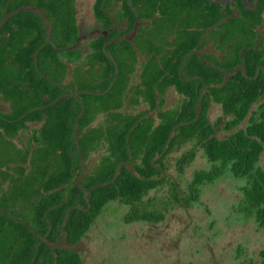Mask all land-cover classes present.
<instances>
[{
    "label": "trees",
    "instance_id": "1",
    "mask_svg": "<svg viewBox=\"0 0 264 264\" xmlns=\"http://www.w3.org/2000/svg\"><path fill=\"white\" fill-rule=\"evenodd\" d=\"M248 1L253 8L244 0H96L94 15L106 28L114 15L128 30L146 23L134 44L111 42L128 33L117 29L94 40L87 65L99 63L101 76L79 73L69 94L63 57L81 58L69 49L80 36L76 0H0V96L11 104L10 113L0 112V264H83L78 251L60 245L81 242L111 202L128 207L126 223L159 222L175 205L199 202L203 187L226 174L245 180L235 212L264 228V47L257 44L264 0ZM209 40L223 58L200 54ZM137 50L147 60L132 87ZM169 87L184 100L156 119L120 111L129 92L155 110ZM213 104L223 111L216 124ZM101 113L106 124L90 127ZM34 121L42 126L30 145L17 146L11 138ZM189 144L179 171L199 151L209 167L194 173L186 191L171 184V195L156 201L151 192L169 185L167 157ZM101 146L106 155L81 177Z\"/></svg>",
    "mask_w": 264,
    "mask_h": 264
},
{
    "label": "rangeland",
    "instance_id": "2",
    "mask_svg": "<svg viewBox=\"0 0 264 264\" xmlns=\"http://www.w3.org/2000/svg\"><path fill=\"white\" fill-rule=\"evenodd\" d=\"M95 1L76 0L82 34L99 28L94 15ZM120 6V2H113L112 13L117 14ZM258 30L257 44L264 47V21ZM89 46L88 41L80 44L84 53ZM200 53L214 54L218 58L225 55L214 41L207 42ZM143 62L141 55L131 80L132 87L138 84V73ZM76 71L77 63L73 62L65 77L66 82L75 78ZM183 100V95L172 87L159 99V110L179 107ZM10 111L9 101L0 96V112ZM121 111L155 116L158 110L151 111L149 104L140 99L138 102L131 100ZM209 115L213 123H218L223 117L221 106L213 104ZM107 119L108 116L101 113L89 126L98 128L105 125ZM38 127L29 123L27 129L11 140L25 148L30 145L34 129ZM225 134V131L220 132L221 136ZM191 146L189 144L167 157L163 175L169 185L151 192V197H155L156 201L171 195V184H175L180 191H186L194 173L209 167L204 153L199 151L197 158L182 173L179 171L178 160ZM105 155L103 146L93 150L84 161L81 177L91 173ZM244 184V179L226 174L215 183L203 187L199 202L190 207L175 205L159 222L126 223L124 216L128 207L117 201L111 202L82 241L73 248L81 254L83 264H259V252L264 248V228L255 219L243 218L235 212V206L242 196L240 187Z\"/></svg>",
    "mask_w": 264,
    "mask_h": 264
},
{
    "label": "flooded vegetation",
    "instance_id": "3",
    "mask_svg": "<svg viewBox=\"0 0 264 264\" xmlns=\"http://www.w3.org/2000/svg\"><path fill=\"white\" fill-rule=\"evenodd\" d=\"M118 2V1H117ZM96 18V17H95ZM96 20H97V18H96ZM97 22L99 23V28H96V29H93V30H91V31H89V32H87V33H85V34H82V32H81V29H80V36H82V39L80 40V42H79V44H78V46L76 47V49H78L79 50V53L81 54V58H79V59H75V60H71L70 58H68V57H63V59H64V61L66 62V64H67V68H68V72L70 71V67H71V63H77V68L79 69V67H82V69L83 70H81V72L78 70V71H76L75 72V74H74V76H75V78L73 79V80H71V81H68V82H66V79H65V81L63 80V82L61 83V85H64V89L67 91V92H69V94H72L73 93V90L70 88V87H68L69 85V83L70 82H76V75H80L81 74V76H84V79H92L93 77H94V75L92 76V73H94L95 72V75L97 76V77H100L101 76V65L99 64V63H97L95 66H94V68H93V70H91V69H89V66L87 65V62H88V56L90 55V54H92V52L94 51L93 50V48H92V43L94 42V40H96L97 38H99L100 36H104L105 38H106V40H107V38H108V36H109V33H110V31H112V30H114V29H117V30H119V32L120 33H126V32H128V33H126L124 36H122L120 39H117V40H113V41H111V42H120L121 40H128V41H130L132 44H134V42H135V39H136V37L138 36V31H139V29H140V27L142 26V25H144L146 22H141V21H136V23H135V26H134V28H132V30H128L129 29V22L128 21H126V20H123V19H117V16H113V22H114V27H112V28H106L101 22H99L98 20H97ZM136 27H137V29H136ZM136 29V30H135ZM79 36V37H80ZM128 37V38H127ZM83 41H88L89 42V47L90 48H88V50H86V52L84 53L83 51H82V49L80 48V44H81V42H83ZM170 42H172L173 43V39L171 38L170 39ZM208 42H210V40L208 41ZM205 46V45H204ZM164 47L165 48H169V46L167 45V44H164ZM194 52H195V50H194ZM137 53H138V61H139V58H140V56L142 55L143 57H144V62H143V64L146 62V60H147V55H146V53H144V52H142L141 50H137ZM212 55H214V54H212ZM215 56V55H214ZM221 59V58H220ZM137 65H138V63H137ZM143 66V65H142ZM137 69V68H136ZM142 71V68H141V70H140V72ZM67 72V73H68ZM140 72L138 73V79H139V77H140ZM80 73V74H79ZM135 74V73H134ZM134 74H133V76H132V79H133V77H134ZM66 76H67V74H66ZM131 79V80H132ZM99 88V87H98ZM170 88H172V87H169L168 89H167V91L170 89ZM173 88H175V87H173ZM176 89V88H175ZM166 91V92H167ZM166 94V93H165ZM131 96H132V94L129 92V96H128V99L124 102V104H126V105H128L129 103H130V101H131ZM47 99V98H46ZM7 100V99H6ZM8 101V100H7ZM144 101V100H143ZM10 103V102H9ZM126 105H123V107H124V109H125V106ZM159 106H160V101H159V103H158V107H157V109H155V110H151V111H156V110H158L157 111V114L155 115V116H151V117H153V118H157L158 117V112H159ZM10 107H11V104H10ZM122 107V108H123ZM121 111V110H120ZM11 112V111H10ZM9 112V113H10ZM122 112V111H121ZM1 113H5V112H1ZM124 113V112H123ZM126 114V113H125ZM139 114H142V113H139ZM146 115V114H145ZM29 123H31V124H35V125H39V127L38 128H36V129H34V131H37V130H39V128L42 126V122H38V121H34V122H29ZM28 123V124H29ZM21 131H23V130H21ZM20 134V133H19ZM13 138V137H12Z\"/></svg>",
    "mask_w": 264,
    "mask_h": 264
},
{
    "label": "water",
    "instance_id": "4",
    "mask_svg": "<svg viewBox=\"0 0 264 264\" xmlns=\"http://www.w3.org/2000/svg\"><path fill=\"white\" fill-rule=\"evenodd\" d=\"M213 1L216 2V3H218V4H226V3L230 2V1H233V0H213ZM244 2H245V4H246L249 8H253V7H254L253 5L249 4V1H248V0H244ZM38 13H40V12H38ZM136 29H137V27H136ZM136 29H135V30H136ZM127 38H128V37H127ZM81 39H82V36H80V37L78 38L76 44H75L74 46L70 47L69 49H75V48L78 46V44H79V42H80ZM200 54H201V53H200ZM60 246L65 247V248H72V249H74V248H73V245H60ZM75 250H76V249H75ZM76 251H77V250H76Z\"/></svg>",
    "mask_w": 264,
    "mask_h": 264
}]
</instances>
